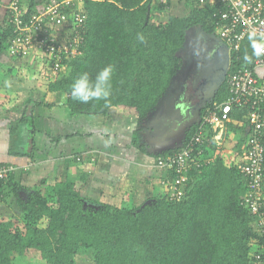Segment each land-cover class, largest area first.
Instances as JSON below:
<instances>
[{
  "label": "trees",
  "instance_id": "16d2710c",
  "mask_svg": "<svg viewBox=\"0 0 264 264\" xmlns=\"http://www.w3.org/2000/svg\"><path fill=\"white\" fill-rule=\"evenodd\" d=\"M18 1L30 14L48 0ZM170 5L171 0H84L86 18L80 30L85 40L83 54L65 63L66 73L47 81L48 91L65 95L64 104L74 115L106 116L115 108L138 121L146 120L182 67L180 52L190 32L200 27L204 33L217 36L220 5L184 0L185 13L181 15L169 13ZM155 13L168 17L158 22ZM138 34L145 37L144 43L137 39ZM12 38L7 13L0 23V52L8 53ZM245 55L249 61L244 60ZM255 58L248 37L237 52H230L228 75L252 67ZM109 64L114 66V75L108 106L104 101L81 104L73 100L74 80L84 72L94 79ZM229 97L225 82L201 115ZM248 112L232 106L222 143L218 146L212 141L202 146L211 163L188 172L179 202L167 201L165 193L153 196L149 203L133 205L86 201L85 176L52 186L43 182L22 199L18 185H11L12 175L0 180V199L2 188H11L21 209L19 215L0 216V264H13L16 257L44 264H75L74 258L83 254H90L93 264L264 262V255L259 257L263 238L257 216L245 205L248 189L241 173ZM197 129L198 124L193 125L180 146L154 154L156 159L175 153ZM213 135L208 132L209 137ZM139 149L145 151L144 146Z\"/></svg>",
  "mask_w": 264,
  "mask_h": 264
},
{
  "label": "crops",
  "instance_id": "0c3cea01",
  "mask_svg": "<svg viewBox=\"0 0 264 264\" xmlns=\"http://www.w3.org/2000/svg\"><path fill=\"white\" fill-rule=\"evenodd\" d=\"M11 1L0 0V23ZM46 71L35 51L23 58L0 52V165L14 169L3 180L12 175L20 198L43 182L52 186L81 176L87 181L84 198L99 204L149 203L166 193L165 173L155 168L154 156L166 149L160 148L156 135L146 134L145 120L115 108L106 116L74 115L64 104L65 95L48 91ZM255 74L264 86V71L256 69ZM2 192L0 205H13V198L17 202L11 188Z\"/></svg>",
  "mask_w": 264,
  "mask_h": 264
},
{
  "label": "built area",
  "instance_id": "2783aa9c",
  "mask_svg": "<svg viewBox=\"0 0 264 264\" xmlns=\"http://www.w3.org/2000/svg\"><path fill=\"white\" fill-rule=\"evenodd\" d=\"M208 5H220L216 15L217 37L230 52H237L242 42L255 33L264 42V0H200ZM84 0H48L38 5L34 13L20 5L9 3L8 24L13 38L8 49L12 58H23L35 51L44 61L48 77L53 80L66 62L82 56L85 44L81 33L86 16ZM256 69L264 71V54L257 55L250 68L227 74L229 99L213 105L200 115L197 131L175 153L158 158L155 168L165 173L162 181L169 202H179L184 196L187 174L193 168L211 163L204 157L203 145L215 141L218 145L225 124L231 122V108H247L248 133L242 146L245 163L241 173L247 181L245 205L257 216L264 255V86L256 77ZM215 135L208 136V132ZM219 135V136H218ZM14 169L0 166V180L6 179ZM172 177V179H171ZM258 257V258H259ZM259 264H264L260 262Z\"/></svg>",
  "mask_w": 264,
  "mask_h": 264
},
{
  "label": "water",
  "instance_id": "95a60500",
  "mask_svg": "<svg viewBox=\"0 0 264 264\" xmlns=\"http://www.w3.org/2000/svg\"><path fill=\"white\" fill-rule=\"evenodd\" d=\"M195 30L197 33L192 42L189 35L186 38L182 67L172 82L175 81L176 89L168 109L175 118L165 122L174 133H181V140L199 122L201 111L212 103L229 70L228 47L216 35L206 34L200 27ZM28 110L27 114L30 108Z\"/></svg>",
  "mask_w": 264,
  "mask_h": 264
},
{
  "label": "rangeland",
  "instance_id": "374dc122",
  "mask_svg": "<svg viewBox=\"0 0 264 264\" xmlns=\"http://www.w3.org/2000/svg\"><path fill=\"white\" fill-rule=\"evenodd\" d=\"M41 4H43V3L41 2ZM183 6H184V0H171L169 13L178 14V15L184 14L185 10L183 9ZM167 17H168V14H166V13H162V14L155 13L154 14V19L158 22H164L167 19ZM196 33H197V30H195V29H193L190 32L189 36H190L191 42L195 38ZM182 54L185 55L184 49H182V51L180 52L181 58H183ZM67 71H68L67 65H64L62 68V71H60V72L66 73ZM160 112H161V110L156 111V112L154 111L144 121V123L148 126V128L146 127L147 128L146 134L151 135L152 137H154L156 135V141L159 143L160 148L163 147L161 149L167 150V149H170L171 147L172 148L178 147L180 144L181 138H182L181 133L180 132L174 133L171 130V126L168 123H165L164 120H162L163 117L161 116ZM150 127H152V129H154V131L151 130ZM147 137H149V136H147ZM148 140H149V138H148ZM158 143H156V144H158ZM220 144H221V142L218 144V146ZM10 202L11 203L13 202V205H0V216H2V215L12 216V215H19L20 214L21 209H20L19 205L17 204V202L14 200V198H13V200H10ZM14 204H16V205H14ZM74 259H75V264H93V259H92V256L90 254L78 255ZM13 264H44V263L39 262V261L29 262L26 259L16 257Z\"/></svg>",
  "mask_w": 264,
  "mask_h": 264
},
{
  "label": "clouds",
  "instance_id": "9594fccd",
  "mask_svg": "<svg viewBox=\"0 0 264 264\" xmlns=\"http://www.w3.org/2000/svg\"><path fill=\"white\" fill-rule=\"evenodd\" d=\"M137 39L141 43L145 42V37L142 34H138ZM249 39L254 55L264 54V42L257 40L255 33ZM244 60L249 61L250 57L245 55ZM113 75L114 66L111 64L100 69L94 79L90 78L87 72L81 73L71 86V97L81 104L104 101L105 106H108V101L112 94Z\"/></svg>",
  "mask_w": 264,
  "mask_h": 264
},
{
  "label": "flooded vegetation",
  "instance_id": "af4514ba",
  "mask_svg": "<svg viewBox=\"0 0 264 264\" xmlns=\"http://www.w3.org/2000/svg\"><path fill=\"white\" fill-rule=\"evenodd\" d=\"M175 89H176V84L174 81V83H172L168 92L166 93V96L161 100L160 104L157 106L158 107L157 111L161 110L160 113H161V116L163 117L162 120H164L165 122L170 121L173 118H175L172 111L168 109L170 98L172 97V93L175 91Z\"/></svg>",
  "mask_w": 264,
  "mask_h": 264
}]
</instances>
